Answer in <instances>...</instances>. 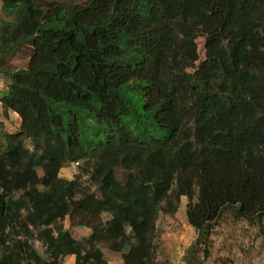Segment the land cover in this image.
I'll return each instance as SVG.
<instances>
[{"label": "trees", "instance_id": "1", "mask_svg": "<svg viewBox=\"0 0 264 264\" xmlns=\"http://www.w3.org/2000/svg\"><path fill=\"white\" fill-rule=\"evenodd\" d=\"M0 3V103L20 120L0 147V264H107L102 244L153 264L158 216L181 198L191 259L224 213L264 217V0ZM25 46V69H7ZM70 164L97 192L59 177Z\"/></svg>", "mask_w": 264, "mask_h": 264}, {"label": "rangeland", "instance_id": "2", "mask_svg": "<svg viewBox=\"0 0 264 264\" xmlns=\"http://www.w3.org/2000/svg\"><path fill=\"white\" fill-rule=\"evenodd\" d=\"M61 5L80 4L85 0H54ZM1 6V3H0ZM0 20L10 21L12 17L0 10ZM199 61L204 59V38L196 39ZM32 50L29 46L14 52L5 58V67L9 70L25 69ZM8 80L0 75V98L6 92ZM20 120L11 111H6L0 103V147L4 149L2 134H16ZM82 164H70L59 172V177L66 181L76 180L82 189L97 192L91 185L90 172H84ZM186 198H181L174 216L160 213L156 221L157 233L154 240L156 259L153 264H264V217L246 221L237 219L232 213H224L210 236V255L204 259L199 248H196L195 259L187 255L196 239L195 230L189 226L185 216ZM108 216H103L106 220ZM64 228L75 240H82L90 235L86 228H76L64 221ZM34 249L42 253L43 248L36 240L30 241ZM107 264H123L120 253L111 251L106 244L100 246ZM74 257L63 259L62 264H73ZM25 264V263H24ZM31 264H35L32 263Z\"/></svg>", "mask_w": 264, "mask_h": 264}]
</instances>
